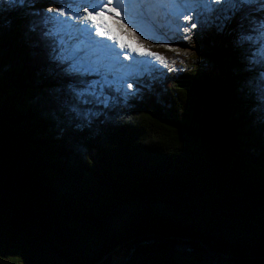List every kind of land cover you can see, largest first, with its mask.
Segmentation results:
<instances>
[{
  "label": "trees",
  "instance_id": "16d2710c",
  "mask_svg": "<svg viewBox=\"0 0 264 264\" xmlns=\"http://www.w3.org/2000/svg\"><path fill=\"white\" fill-rule=\"evenodd\" d=\"M59 5H0V264H116L147 237L264 264V121L239 89L264 70L260 55L250 64L264 41L237 47L248 31L238 17L220 45L202 36L189 55L156 47L172 71L91 127L63 126L52 115L63 81L36 15ZM125 264L214 263L148 243Z\"/></svg>",
  "mask_w": 264,
  "mask_h": 264
},
{
  "label": "snow or ice",
  "instance_id": "6c2138e0",
  "mask_svg": "<svg viewBox=\"0 0 264 264\" xmlns=\"http://www.w3.org/2000/svg\"><path fill=\"white\" fill-rule=\"evenodd\" d=\"M38 2L39 0H0V5L7 4L9 10H16L26 4L30 8H35ZM51 2L59 3L61 7L44 8L36 15L43 17L45 26L55 21L52 28L45 27L42 31L43 39L50 44V59L56 65L59 78L63 81L62 87L53 95L52 115L58 125L81 129L91 127L95 121L104 117L110 108L121 102L127 103L129 97L136 94L135 91L121 92L123 81L105 70V65L97 51L102 41L94 39L93 31L96 36L107 35L118 40L105 19L106 13H114L119 17L120 10H126L129 2L147 6L158 3L159 0H115V6H112L113 0H51ZM253 2L254 0H170L177 20H194L188 26L182 27L178 24L176 26L178 33H188L190 29L197 28L198 24L201 30L215 28L223 32L239 17L237 27L242 29L246 23L248 31L237 32L234 40L237 47L243 45L245 41L254 43L253 33L264 36V0H258L260 8L251 13L246 12L245 6ZM2 11L4 9L0 8V12ZM257 13H262L258 19ZM62 17L80 21L79 31L68 35L67 39L62 26ZM188 38L187 35H182V39ZM118 43L120 48H126L127 52L144 54L157 61L163 59L160 54L151 52L142 45L134 47L120 40ZM164 47L167 48L169 45L165 44ZM127 52L124 53L126 58ZM256 55H260L259 63L264 65V51L254 54L250 58V64L255 65L258 62ZM164 63L167 67V62ZM254 71L255 69L241 80L239 89L250 111L259 120L264 121V70L259 71L258 75L253 74ZM116 83H119L120 87L114 88ZM127 88L132 89L133 84L129 83Z\"/></svg>",
  "mask_w": 264,
  "mask_h": 264
},
{
  "label": "rangeland",
  "instance_id": "374dc122",
  "mask_svg": "<svg viewBox=\"0 0 264 264\" xmlns=\"http://www.w3.org/2000/svg\"><path fill=\"white\" fill-rule=\"evenodd\" d=\"M59 7H61V5L55 8H59ZM259 7H261V5H259ZM82 11L83 10L81 9V12ZM134 11H135V6L129 5L127 7V10L125 11V14L122 15V17L120 18L123 19V21L120 22L119 24H116L117 20H114L112 22L108 18L105 19L109 21V24H112L111 29L115 37L118 38V40L123 41L126 44H132L134 47L138 45H142L144 48L148 49L151 52H153V49L156 47H162L164 49H169L177 54H182V55L193 54V52L198 51L199 47L201 46L197 44V38L199 39L202 36H210L209 38L211 39L212 43L220 45L221 37L224 36L223 33H225V30L223 32H220L217 31L215 28H207L205 30H201L199 24L197 25V28L190 29L188 33H178L176 31V26L178 24L182 27L188 26L191 22H194V20L193 21L174 20L171 24L169 23L168 25H166L169 28V30L165 29L166 26L162 25V23L159 22L158 23L154 22L153 25L150 26L151 28L141 29L139 27H136L137 25L132 23ZM61 21H62V26L66 33L65 39H67L68 35H72L79 31L78 26L80 24V21L78 19H67L62 17ZM54 24L55 21L50 22L48 24L49 28H52ZM182 35H187L189 38L187 40L182 39ZM259 37L264 41V36L259 35ZM118 40L111 38V43L119 46ZM165 44H168L169 47L167 48L164 47ZM117 49L119 53H122L121 54L122 56H125L124 55V53H126L124 52L125 50L123 49L121 50L120 46L117 47ZM134 55L138 57L139 72L143 73V75H145L146 72L148 73L146 79L141 78V80L137 81V82H143L145 83V85L149 83V80L155 78L157 74H161L164 70L174 67L173 60H166L162 56L161 57L163 59L161 61H157L156 59L144 54L135 53ZM118 61L120 62V64L124 62H128L127 60L122 58L118 59ZM165 61L167 62V67H165V63H164ZM103 63L104 65L107 64L109 65L108 60H105V62ZM112 68L116 69V71L114 69H109L108 67L105 70L107 72H110L113 77H118L123 81V79H125L126 76L121 75L120 73L121 68L115 67L113 65ZM127 83H128L127 81H123V87H122L123 92L135 91L136 94L133 97L137 96L136 87H134L133 85L132 89H128ZM116 85L120 86L119 83H116ZM127 249L128 247H126L123 250H120L116 258L119 259L122 256H124L125 253L127 252Z\"/></svg>",
  "mask_w": 264,
  "mask_h": 264
},
{
  "label": "water",
  "instance_id": "95a60500",
  "mask_svg": "<svg viewBox=\"0 0 264 264\" xmlns=\"http://www.w3.org/2000/svg\"><path fill=\"white\" fill-rule=\"evenodd\" d=\"M148 243H162V244H167L170 246H173L175 248L181 249V250H193L198 252L199 254H201L205 259L213 262L214 264H224L222 263L218 258L208 254L207 252L200 250V249H194L193 247H190L188 245H180L177 244L169 239L166 238H161V237H147V238H141V239H137L135 241H133L127 249V252L125 253L124 256H122L121 258H119V260L116 262V264H125L129 258L132 255V252L136 249V247L138 245L141 244H148Z\"/></svg>",
  "mask_w": 264,
  "mask_h": 264
},
{
  "label": "bare ground",
  "instance_id": "6f19581e",
  "mask_svg": "<svg viewBox=\"0 0 264 264\" xmlns=\"http://www.w3.org/2000/svg\"><path fill=\"white\" fill-rule=\"evenodd\" d=\"M144 8H147V9H149V8H151L152 10H155V6L154 5H150V7H147V6H144ZM147 12L149 13V17H151V13L147 10ZM157 22V17L154 15V17L153 18H151L150 20H148V22L147 23H140V22H138V21H136L135 20V18L133 19V21H132V23L133 24H135V25H137L136 27H139V28H141V29H147V28H151L150 26H152L153 24H151L150 22ZM151 24V25H150ZM150 25V26H149ZM153 29V28H152Z\"/></svg>",
  "mask_w": 264,
  "mask_h": 264
}]
</instances>
